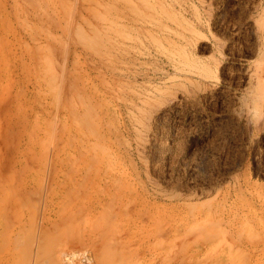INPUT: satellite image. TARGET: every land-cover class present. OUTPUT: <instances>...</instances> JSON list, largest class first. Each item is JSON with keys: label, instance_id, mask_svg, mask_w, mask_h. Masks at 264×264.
Masks as SVG:
<instances>
[{"label": "rangeland", "instance_id": "obj_1", "mask_svg": "<svg viewBox=\"0 0 264 264\" xmlns=\"http://www.w3.org/2000/svg\"><path fill=\"white\" fill-rule=\"evenodd\" d=\"M0 264H264V0H0Z\"/></svg>", "mask_w": 264, "mask_h": 264}]
</instances>
